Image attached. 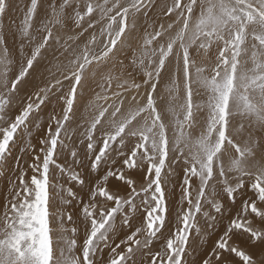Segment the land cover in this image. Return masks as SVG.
<instances>
[{
  "label": "snow or ice",
  "instance_id": "6c2138e0",
  "mask_svg": "<svg viewBox=\"0 0 264 264\" xmlns=\"http://www.w3.org/2000/svg\"><path fill=\"white\" fill-rule=\"evenodd\" d=\"M0 180V264H264V0H0Z\"/></svg>",
  "mask_w": 264,
  "mask_h": 264
},
{
  "label": "rangeland",
  "instance_id": "374dc122",
  "mask_svg": "<svg viewBox=\"0 0 264 264\" xmlns=\"http://www.w3.org/2000/svg\"><path fill=\"white\" fill-rule=\"evenodd\" d=\"M13 2L15 3V0H13ZM14 15H16L17 16V18H19V13H15ZM44 119L46 120L47 119V117L45 116L44 117ZM73 126H75V125H73ZM44 130V128H43V126H42V128L40 129V130H37V131H43ZM36 135V131H34V136ZM19 153L17 152V155H18ZM177 175H179V172L177 173ZM3 180H0V188H2L3 187ZM176 191H177V193H179V188H177L176 189ZM176 199H178V196L176 197V198H170V200H171V207H172V209H173V211L175 210V204H176ZM194 235V234H193ZM198 243V242H197Z\"/></svg>",
  "mask_w": 264,
  "mask_h": 264
}]
</instances>
